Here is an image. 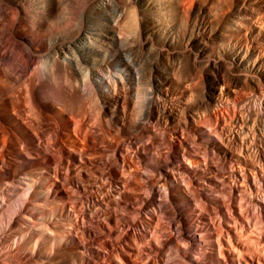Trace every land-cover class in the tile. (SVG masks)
Segmentation results:
<instances>
[{
  "label": "bare ground",
  "instance_id": "obj_1",
  "mask_svg": "<svg viewBox=\"0 0 264 264\" xmlns=\"http://www.w3.org/2000/svg\"><path fill=\"white\" fill-rule=\"evenodd\" d=\"M0 264H264V0H0Z\"/></svg>",
  "mask_w": 264,
  "mask_h": 264
},
{
  "label": "rangeland",
  "instance_id": "obj_2",
  "mask_svg": "<svg viewBox=\"0 0 264 264\" xmlns=\"http://www.w3.org/2000/svg\"><path fill=\"white\" fill-rule=\"evenodd\" d=\"M253 90L252 89H250V95H252L251 97H253ZM252 93V94H251ZM256 104H257V101H256Z\"/></svg>",
  "mask_w": 264,
  "mask_h": 264
}]
</instances>
